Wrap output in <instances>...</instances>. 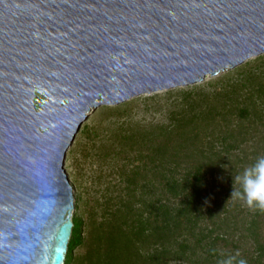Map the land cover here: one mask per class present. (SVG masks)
<instances>
[{
    "label": "water",
    "instance_id": "water-1",
    "mask_svg": "<svg viewBox=\"0 0 264 264\" xmlns=\"http://www.w3.org/2000/svg\"><path fill=\"white\" fill-rule=\"evenodd\" d=\"M262 52L264 0H0V264H64V157L97 106Z\"/></svg>",
    "mask_w": 264,
    "mask_h": 264
},
{
    "label": "trees",
    "instance_id": "trees-1",
    "mask_svg": "<svg viewBox=\"0 0 264 264\" xmlns=\"http://www.w3.org/2000/svg\"><path fill=\"white\" fill-rule=\"evenodd\" d=\"M214 97L223 99L224 110L236 112L239 120L233 127L228 125L219 138L211 137L203 124L215 117V107L197 108L195 99L170 116L168 124L145 131L143 137L156 143L139 154L142 164L133 166L127 182L134 194L137 174L152 171L157 178L141 186L142 194L152 197L124 202L122 220L115 219L106 231L101 227L81 257L76 248L83 243V220L73 215L64 264H264V211L250 209L233 195L240 184L231 174L225 177L229 179L215 177L216 167L221 169L225 156L247 142L246 134L255 128L251 124L262 116L256 104L251 112L248 103L232 102L226 92ZM260 105L264 109V100ZM242 118L247 124L240 123Z\"/></svg>",
    "mask_w": 264,
    "mask_h": 264
},
{
    "label": "rangeland",
    "instance_id": "rangeland-1",
    "mask_svg": "<svg viewBox=\"0 0 264 264\" xmlns=\"http://www.w3.org/2000/svg\"><path fill=\"white\" fill-rule=\"evenodd\" d=\"M224 70H219L216 76L207 73L202 82L180 84L153 94H140L118 107L103 103L89 113L67 149L63 162L77 205L73 215L83 220V243L76 248L79 257L93 245L101 229H111L117 223H113L115 219L122 220L119 216L126 212L124 202L142 196L147 199L152 197L145 196L141 191L144 182L157 178L152 171L137 174L138 186L134 194L127 182L133 166L142 164L138 160L139 154L148 152L156 143L146 140L144 132L156 125L168 124L170 116L186 108L193 100H198L197 108L214 105L215 117L203 124V128L215 138L239 120L236 112L231 114L223 109V99H215L217 92H226L232 102L240 105L248 103L251 112V107L256 104L262 116L261 121L256 118L257 123L251 124L255 128L246 134L247 142L225 156V165L219 167L221 169L216 167V178L229 179L225 177L231 174L236 179L251 165V158L264 156V109L260 105L264 100V52L256 60ZM250 93L252 98H248ZM231 101L226 102L227 106ZM240 123L247 124L244 118ZM123 135L134 136L135 139L129 140ZM215 144L218 146V143ZM231 165L236 169L232 171ZM235 186L238 188L237 183ZM260 225L264 229L262 217Z\"/></svg>",
    "mask_w": 264,
    "mask_h": 264
},
{
    "label": "clouds",
    "instance_id": "clouds-1",
    "mask_svg": "<svg viewBox=\"0 0 264 264\" xmlns=\"http://www.w3.org/2000/svg\"><path fill=\"white\" fill-rule=\"evenodd\" d=\"M240 190L233 193L250 208L264 211V156L257 158L237 177Z\"/></svg>",
    "mask_w": 264,
    "mask_h": 264
}]
</instances>
